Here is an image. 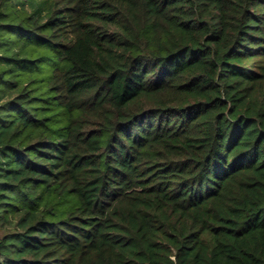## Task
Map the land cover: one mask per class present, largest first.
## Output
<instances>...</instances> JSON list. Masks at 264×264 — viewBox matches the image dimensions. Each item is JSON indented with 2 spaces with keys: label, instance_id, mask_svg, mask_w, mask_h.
Here are the masks:
<instances>
[{
  "label": "trees",
  "instance_id": "trees-1",
  "mask_svg": "<svg viewBox=\"0 0 264 264\" xmlns=\"http://www.w3.org/2000/svg\"><path fill=\"white\" fill-rule=\"evenodd\" d=\"M0 264H264V0H0Z\"/></svg>",
  "mask_w": 264,
  "mask_h": 264
}]
</instances>
